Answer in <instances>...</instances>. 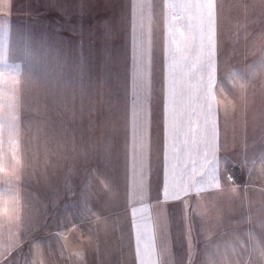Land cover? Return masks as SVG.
Returning <instances> with one entry per match:
<instances>
[{
    "label": "rangeland",
    "instance_id": "obj_1",
    "mask_svg": "<svg viewBox=\"0 0 264 264\" xmlns=\"http://www.w3.org/2000/svg\"><path fill=\"white\" fill-rule=\"evenodd\" d=\"M247 1L262 12L239 20L250 44L218 47L217 77H238L217 113V155L227 166L209 180L204 143L192 190H174L172 180L153 215L122 208L115 191H92L117 182L107 175V148L122 134L123 89L162 66L169 90L177 86L172 47L111 46L106 36L92 45L53 8L42 18L0 16V261L16 250L17 264H72L77 249L80 264H264L250 251L264 244V0ZM192 70L195 84L199 66Z\"/></svg>",
    "mask_w": 264,
    "mask_h": 264
},
{
    "label": "crops",
    "instance_id": "obj_2",
    "mask_svg": "<svg viewBox=\"0 0 264 264\" xmlns=\"http://www.w3.org/2000/svg\"><path fill=\"white\" fill-rule=\"evenodd\" d=\"M1 1L9 5V9L2 10L0 6V16H11L13 20L16 19L15 21L28 20L30 16L42 18L43 15H51L54 12L50 10L51 8L56 9L62 20H68L67 16L69 17L68 22L71 26L74 23L76 32H79L80 24V31L85 30V35L91 40L92 45H101L96 41L106 36L108 41L106 45L111 46L172 47L167 34L166 18L176 10L169 8L166 0H0V5ZM204 2L212 5L209 10L214 12L217 20L218 47L250 44L248 41L253 38L243 36L245 30L240 27L239 24L242 23L239 20L243 22L245 17L247 22H251V15H255L258 17L256 21H259L262 12L253 10V5L247 0H204ZM30 5L38 9L29 13ZM177 24L183 30L186 21L180 20ZM111 29L117 32V37L112 38L109 35L95 37L98 31ZM81 39L78 33L74 35L75 47L82 45ZM140 60L141 57L139 62ZM163 69L162 66L161 72L157 71L155 74L145 69L139 71L140 86L123 89L122 134L116 138V144L110 142L107 148L109 154L107 175L111 173L117 177V182H113V186H109L108 183L100 184V190L98 185L97 192L92 191L95 195H99V191L107 192V197L108 192L115 191V199H113L122 208L129 210L135 208L137 212L144 214L150 208L152 213L156 202H165L163 199L166 198L167 191H170L172 180L177 187L173 188L174 190L186 192L192 190L195 177L203 172V170L200 172L202 164L199 163L202 159L199 154H203L204 149L201 121L196 122L194 116L191 122L185 118V134H181L175 141L176 148L172 147L174 107L169 101V95L172 98L174 87L169 90L168 70L163 71ZM130 73L124 72L125 81L128 76L130 79ZM192 73V61L189 58L184 62L183 74L175 87L182 86L186 92L193 91ZM189 103V97L185 95L178 106L181 113L186 111ZM189 129L195 132V136ZM119 156H121L120 160H118ZM118 211L120 210L117 207L113 215L121 216ZM93 220L91 216L89 221ZM15 251L6 255L0 264H17ZM76 251L70 254L73 257L72 264H80Z\"/></svg>",
    "mask_w": 264,
    "mask_h": 264
},
{
    "label": "snow or ice",
    "instance_id": "obj_3",
    "mask_svg": "<svg viewBox=\"0 0 264 264\" xmlns=\"http://www.w3.org/2000/svg\"><path fill=\"white\" fill-rule=\"evenodd\" d=\"M167 6L173 10L166 18L167 34L171 42L173 84L179 80L183 74L184 62L191 58L193 66H199L197 82L193 85V91L186 92L181 86L173 88L172 103L173 111V132L174 141L172 147L176 148L177 141L181 134H185L184 119L190 122L194 116L196 122L202 121V139L206 144V149L211 153L214 166L209 171V180L218 181L220 177V166L223 163L227 166V161L217 155V113L223 95L228 94L229 81L233 86L238 81V77L228 72L225 76L218 78V24L213 11L209 9L212 5L206 4L204 0H166ZM185 20L186 25L183 30L177 21ZM260 66H264V58ZM205 75L207 79L205 80ZM188 95L190 103L185 112L181 113L179 104ZM220 97L218 100L217 97ZM192 135L195 132L189 129ZM231 179V177H229ZM258 250L264 254V244L255 240L252 242L250 251Z\"/></svg>",
    "mask_w": 264,
    "mask_h": 264
}]
</instances>
